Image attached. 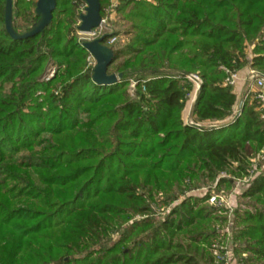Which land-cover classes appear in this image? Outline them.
I'll return each instance as SVG.
<instances>
[{
    "label": "trees",
    "instance_id": "trees-1",
    "mask_svg": "<svg viewBox=\"0 0 264 264\" xmlns=\"http://www.w3.org/2000/svg\"><path fill=\"white\" fill-rule=\"evenodd\" d=\"M6 2L0 264H224L229 250L214 242L227 216L211 191L187 194L194 182L220 190L250 177L264 151L257 103L245 98L235 118L239 97L227 84L231 72L264 74V0H121L128 42L109 45L119 32L104 41L114 50L108 74L123 75L112 86L93 81L77 37L82 0H57L51 24L28 39L8 34ZM37 2L13 0L18 34L39 22ZM100 3L105 19L111 0ZM241 198L253 210H234L230 250L238 264H264V173Z\"/></svg>",
    "mask_w": 264,
    "mask_h": 264
},
{
    "label": "rangeland",
    "instance_id": "rangeland-1",
    "mask_svg": "<svg viewBox=\"0 0 264 264\" xmlns=\"http://www.w3.org/2000/svg\"><path fill=\"white\" fill-rule=\"evenodd\" d=\"M120 3H121V0H111V5L107 8L103 25L95 31V35L93 34L85 35V34H81L78 31L77 37L79 41L82 43L92 41L96 38H99L100 33L113 35L114 33L119 32V35L116 36L117 38H116L115 43L117 42L118 44L117 46L125 45L128 42V38L125 35V22H123L120 16L116 13V8L119 6ZM85 7L86 6L82 8L80 12L81 14L85 13ZM79 25H80V20H79L78 26ZM92 59L95 62L93 57ZM94 66H95V63H94ZM54 73H55V69L53 68H51L48 71L49 76H53ZM195 76L199 78L200 84L199 85L197 83L195 84L196 89L194 92H192V94L188 98L185 112H184V118L188 120L190 118L193 105L197 99V95L199 93V90L202 84L200 77L197 75L190 76V79L196 82L193 78ZM245 82H249V85L247 87L245 86L242 89V93L241 92L238 93L239 103H240V100H244L245 98H248L250 102L256 104L257 102L254 99V92L256 89L252 81L249 79V77L243 78L241 86L245 85L244 84ZM239 89H240L239 91H241V87H239ZM134 91H135V88H133L131 84V88L129 90L130 94L134 95ZM238 108H236V115L238 113ZM258 110H259V106H258ZM190 123L194 124V122L192 121H190ZM251 159H252V163L254 164V167H252L253 170L251 171L250 177L245 176L241 178H233L234 185L232 187L224 186V187H221V189L219 190L217 189L216 185H212L213 186L212 187V186H209L208 184H205L202 181H198V182L193 183V186L195 187V189L192 191H189L187 194V196L203 197L209 191H211L212 197L213 196L217 197L216 202L213 203V202H210V200L209 202L211 204L218 205L220 208H222L220 211L216 213L218 216L220 217L227 216V220H225L224 222L223 221L216 222L217 223L216 227L220 230L219 231L220 235L219 237H217V239L214 242V245L217 247V249L219 250L228 249L229 250L224 253L223 257L226 259L224 264H238V257L233 251L230 250L232 248L233 231L236 228L235 223H234V215H233L234 210L235 209L253 210L254 202L250 200H243L241 198L242 189L251 178L264 173V151L256 156H252ZM228 176L230 177V175ZM211 187H212V190H210ZM159 210H160V213H158L159 217H163L165 213H167L168 211V209H166L164 206L160 207ZM217 253L220 254V251H218ZM245 255L247 256L248 254H245ZM219 259H222V257H219Z\"/></svg>",
    "mask_w": 264,
    "mask_h": 264
},
{
    "label": "water",
    "instance_id": "water-1",
    "mask_svg": "<svg viewBox=\"0 0 264 264\" xmlns=\"http://www.w3.org/2000/svg\"><path fill=\"white\" fill-rule=\"evenodd\" d=\"M85 4V13L80 15L78 31L81 34L90 35L103 25L100 0H82ZM57 8V0H38L36 13L40 17L39 22L28 32L18 34L13 25V0L6 2L5 24L8 34L14 39H28L42 34L51 24L53 13ZM110 34L100 38L84 42L83 47L92 55L95 60L93 69V81L101 86H112L123 78L122 74H108V69L114 60V50L105 45L104 41ZM249 85L247 82L246 87ZM201 88V87H200ZM244 100H240L238 113L235 118L241 115Z\"/></svg>",
    "mask_w": 264,
    "mask_h": 264
},
{
    "label": "built area",
    "instance_id": "built-area-1",
    "mask_svg": "<svg viewBox=\"0 0 264 264\" xmlns=\"http://www.w3.org/2000/svg\"><path fill=\"white\" fill-rule=\"evenodd\" d=\"M103 23H104V19H103ZM95 31L92 33L93 35H95ZM103 35H105V34L100 33L99 38L102 37ZM115 41H116V38H112L109 41V45H113L115 43ZM193 78L197 82V84L199 85L200 84L199 78L196 76ZM249 79L252 81V83L256 89L254 92V99L259 106V110L262 113V117L264 118V74H262L258 71H255V70H251L249 73ZM239 80H240V74L238 72H231L230 77L227 80V84L231 85V86H236V84L238 83ZM136 86H137V82L133 81L132 87L136 88ZM216 200H217V197L213 196V197H211L210 202L214 203V202H216Z\"/></svg>",
    "mask_w": 264,
    "mask_h": 264
},
{
    "label": "crops",
    "instance_id": "crops-1",
    "mask_svg": "<svg viewBox=\"0 0 264 264\" xmlns=\"http://www.w3.org/2000/svg\"><path fill=\"white\" fill-rule=\"evenodd\" d=\"M251 69L250 68H246L245 70L241 71L239 74H240V80L238 81V83L236 84L235 86V93L237 95H239L238 93L241 92L242 93V89L246 86L247 82H245L244 84L245 85H242V81H243V78H248L249 77V73H250ZM239 87H241V91H239Z\"/></svg>",
    "mask_w": 264,
    "mask_h": 264
}]
</instances>
